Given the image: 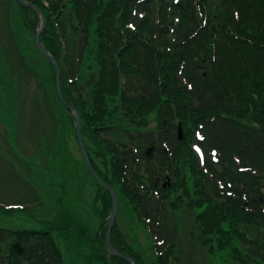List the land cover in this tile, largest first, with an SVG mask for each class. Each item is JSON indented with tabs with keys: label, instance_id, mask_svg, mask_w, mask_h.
Here are the masks:
<instances>
[{
	"label": "trees",
	"instance_id": "obj_1",
	"mask_svg": "<svg viewBox=\"0 0 264 264\" xmlns=\"http://www.w3.org/2000/svg\"><path fill=\"white\" fill-rule=\"evenodd\" d=\"M13 1L35 36L39 13ZM24 1L47 18L41 42L62 71L64 102L47 60L57 103L72 122L66 104L79 113L94 170L154 253L136 250L117 220L114 248L137 264H186L188 210L191 244L229 250L225 264H264V0ZM92 179L104 264H128L106 247L112 197ZM52 228L0 226V264H65Z\"/></svg>",
	"mask_w": 264,
	"mask_h": 264
},
{
	"label": "rangeland",
	"instance_id": "obj_2",
	"mask_svg": "<svg viewBox=\"0 0 264 264\" xmlns=\"http://www.w3.org/2000/svg\"><path fill=\"white\" fill-rule=\"evenodd\" d=\"M35 36L14 1L0 0V226L38 231L53 226L65 264H104L98 187L81 153L76 122L64 115L53 94L51 68ZM7 209L16 211L7 214ZM116 220L136 250L153 255L147 229L128 209L122 208ZM194 223L195 214L182 213L185 263L225 264L229 250L212 252L199 237L198 244H191Z\"/></svg>",
	"mask_w": 264,
	"mask_h": 264
},
{
	"label": "water",
	"instance_id": "obj_3",
	"mask_svg": "<svg viewBox=\"0 0 264 264\" xmlns=\"http://www.w3.org/2000/svg\"><path fill=\"white\" fill-rule=\"evenodd\" d=\"M19 6H23L26 8H29L31 10L37 11L40 15L41 18V26L35 36V40H36V45L38 50L43 54V56L55 67L56 69V87H57V91L59 94V98L61 102H64V98L62 95V91H61V77H62V71L61 68L59 66V64L57 63L56 59L51 55V53H49L43 46L42 42H41V35L44 32V29L47 25V18L45 16V14L43 13V11H41L38 7L31 5L29 3H27L24 0H15ZM68 109L70 111H74V109L66 104ZM71 114V113H70ZM76 117L72 116L74 122H76V135H77V139H78V143H79V147L81 149V153L83 155V158L86 162V165L88 167V170L90 171L91 175L93 176V178L96 180V182L103 187L105 190H107L111 197H112V202H113V209H112V213L110 216V220H109V225H108V229H107V233H106V247L108 249V251L113 254L114 256H117L118 258L124 260L126 263L128 264H136L133 260L132 257H129L127 255H124L122 253H120L118 250H116L114 248V246L112 245L111 242V238H112V231H113V227L115 225L116 222V218H117V214H118V208H119V204H118V198L117 195L115 193V191L109 186L107 185L100 177L99 175L96 173V171L94 170L91 161L89 159L88 156V152L84 143V139L81 133V119H80V115L77 111H75ZM178 136H179V140L182 141L183 140V129H182V125H179V131H178ZM155 147H151L149 148L145 155L148 158H151L153 156ZM12 250L17 253V254H22L25 251V248H23L19 243H16L12 246Z\"/></svg>",
	"mask_w": 264,
	"mask_h": 264
},
{
	"label": "bare ground",
	"instance_id": "obj_4",
	"mask_svg": "<svg viewBox=\"0 0 264 264\" xmlns=\"http://www.w3.org/2000/svg\"><path fill=\"white\" fill-rule=\"evenodd\" d=\"M135 262V261H134ZM136 263V262H135ZM137 264V263H136Z\"/></svg>",
	"mask_w": 264,
	"mask_h": 264
}]
</instances>
